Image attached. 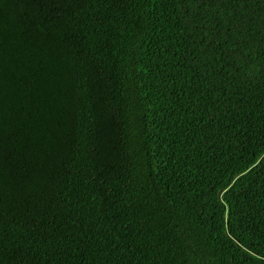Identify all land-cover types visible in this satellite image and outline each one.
<instances>
[{"label":"trees","instance_id":"obj_1","mask_svg":"<svg viewBox=\"0 0 264 264\" xmlns=\"http://www.w3.org/2000/svg\"><path fill=\"white\" fill-rule=\"evenodd\" d=\"M0 264H264V0H0Z\"/></svg>","mask_w":264,"mask_h":264}]
</instances>
